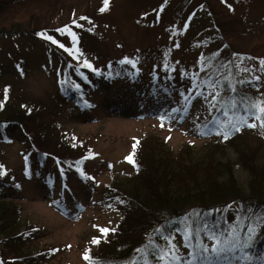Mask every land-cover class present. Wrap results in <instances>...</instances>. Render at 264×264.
Returning a JSON list of instances; mask_svg holds the SVG:
<instances>
[{
	"label": "trees",
	"instance_id": "obj_1",
	"mask_svg": "<svg viewBox=\"0 0 264 264\" xmlns=\"http://www.w3.org/2000/svg\"><path fill=\"white\" fill-rule=\"evenodd\" d=\"M182 1L179 0V5ZM191 1H183L182 9L177 13L179 19L185 16L187 26L184 31L189 29L195 13L202 11L201 4H205L208 16L204 28L209 32L207 37L212 36L204 44L209 46L214 38L218 39V44L210 53H204L205 57L204 54L199 56L204 62L198 68L199 73L206 74L201 78L197 73L195 82L199 80L200 83H193L195 92H182L180 102L170 107L172 115L177 113L184 121L201 92L212 89L217 90L212 100L223 103L221 110L232 111V117L238 115V121L248 119L255 128L244 122L231 121L225 133L211 135L202 146L182 144L176 152L169 150L158 138L152 139L151 143L147 138L141 139L131 154L133 173L111 175L105 184L104 205L119 214L120 219L106 239L94 241L92 250L83 249L82 256L87 264H186L182 256L184 252L169 246L175 237L180 240V247L191 249L200 264H234V261L235 264H254L263 259L264 221L260 218L264 216V87L258 74L242 82L236 79V67L240 63L263 61L264 55L254 51L256 47L244 50L233 47L230 38H234L235 32L244 31L234 29L236 22L231 21L236 14L230 0H220V9H210L202 0L195 4ZM9 2L23 9L24 2L0 0V10L5 11ZM38 2L42 7L21 13L20 19L26 20L28 30L16 31L14 36L32 37L45 50L56 55L59 64L55 75L61 99L73 103L79 111L88 112L96 107L89 96L95 77L105 74L111 78L127 71L135 77L139 75V58L129 56L126 61H105L104 64L94 50L88 59L79 54L76 56L69 46L70 42L78 48L84 43L92 46L91 37L98 39L93 35L98 28L95 17L100 18V14L108 10L109 0L107 5L105 0H100V7L94 14L85 12L76 18L72 14L57 26H39L33 22H47L62 15V2ZM168 3L169 0H162L150 8L158 10L154 24L159 22L161 11ZM13 8L6 11L5 24L8 22L9 27H2L0 35H13L9 34L13 25L11 17L14 18L17 11ZM74 12L70 9V13ZM237 20L244 23L241 17ZM219 56L221 60L209 68ZM146 58L152 63L158 60L156 55H146ZM171 59L170 51L165 50L160 63L167 76L168 72L175 71ZM212 60L214 62L210 63ZM23 98V92L0 84V135L11 140L10 133L17 132L22 144L29 146L27 153L36 158L38 165L51 160L53 165L82 175L87 161L94 156L89 144L78 137L63 134L53 116L44 117ZM165 115V110L158 111L157 119L165 118ZM252 137L256 138L255 142L250 141ZM229 149L235 155L234 163L225 159ZM26 161L29 165L30 161ZM235 166L247 173L245 189L233 176ZM27 167H23L24 172ZM28 170L30 176L31 168ZM12 180L6 167L0 163V264H47L46 260H53L56 249L47 247L33 251L31 233L35 230L34 225L23 215L21 202L10 196L15 190ZM235 214L240 221L235 227L239 229L231 228L233 234L229 233L228 237L226 230L231 226L225 220ZM195 235H204L216 242L217 250L214 253L198 250ZM230 237L236 238L231 240ZM230 255L233 261H230Z\"/></svg>",
	"mask_w": 264,
	"mask_h": 264
},
{
	"label": "rangeland",
	"instance_id": "obj_2",
	"mask_svg": "<svg viewBox=\"0 0 264 264\" xmlns=\"http://www.w3.org/2000/svg\"><path fill=\"white\" fill-rule=\"evenodd\" d=\"M18 1L24 2L23 9L9 2L4 7L5 11L0 10V31L4 26L9 27L8 22L5 24L8 17L6 11L13 7L17 10L14 18L11 17L13 25L9 34L13 35H0V84L10 85L15 91L23 92L27 105L44 114V117L53 116L63 134L87 142L94 156L87 161L82 176L71 169L65 170L67 190L60 186L52 161L47 160V164L38 165L36 158L27 153L29 146L22 144L17 132L10 133L11 140L0 135V163L6 167L8 176L13 178L15 190L11 191L10 196L21 202L23 215L34 225L35 230L31 233L34 237L33 251L55 248L53 260H46L47 264H87L82 256L83 249L92 250L94 241L106 239L120 219L119 214L104 205L105 184L111 175L128 176L133 173L131 154L134 145L136 147L141 139L147 138L151 143L152 139L158 138L169 150L176 152L182 144L202 146L211 135L225 133L231 121L251 126L255 124L248 119L238 121V115L232 117V111L227 113L221 110L220 105L223 103L221 100L217 103L212 100L217 91L212 89L201 92L184 121L177 113L172 115L170 107L180 102V94L196 90L192 85L200 64L204 65L199 56L218 44L216 38L209 42V46L204 44L212 36L207 37L209 32L204 28L208 16L205 4H201L202 11L195 13L189 29L184 31L183 28L187 26L185 16L179 19L177 13L185 0L180 5L179 0H169L157 24H154V16L158 10L152 11L150 8L162 0H109L108 10L101 13L100 18L95 17L98 28L96 32L93 31V35L98 39L91 37L92 48L85 43L79 48L72 42L69 46L76 56L88 59L93 56L94 50L102 58L101 63L122 62L129 56L139 58V71L135 69L139 75L135 77L131 71H127L111 78L105 74L95 77L89 96L96 107L85 112L75 109L73 103L59 97L55 75L59 62L56 55L49 53L32 37L14 36L16 31L28 30L26 20L20 19L21 13L36 10L41 5L38 0ZM202 1L210 9H220V0ZM60 2L63 6L62 15L47 22L35 20L33 24L57 26L67 21L72 14L75 18L85 12L94 14L100 7V0ZM191 2L195 4L200 0ZM230 4L237 17L231 21L236 22L234 29L244 31L235 32L234 38H230L233 47L241 50L256 47L254 51L264 55V0H230ZM70 9L75 12L70 13ZM223 12L225 17L227 13L225 10ZM240 17L244 23L236 21ZM165 50L170 51L172 64H175V71L168 72L169 76L160 63ZM146 55H156L158 60L152 63ZM221 58H216L215 62L212 60L210 63L214 64L209 65V68ZM116 64L119 66V63ZM236 72V79L241 82L258 74L264 87V57L263 61L238 64ZM205 74L200 72L199 77ZM195 83L199 84L200 81ZM157 87L159 89L155 90ZM161 110H165L167 115L157 119V113ZM158 124L163 128H159ZM250 141L255 142L256 138L252 137ZM25 159L30 161L29 177L23 171ZM225 159L235 162V155L230 149L226 151ZM233 176L238 185L245 189L247 173L235 166ZM225 221L231 226L226 230V236L229 237V233L233 234L231 228L239 229L235 224L240 225V221L236 214ZM195 236L198 250L211 253L217 250L216 242L204 235ZM171 245L178 247V252H185L180 247L178 237L171 239ZM261 258L260 263L256 261L254 264H263L264 256ZM229 259L233 261L231 255Z\"/></svg>",
	"mask_w": 264,
	"mask_h": 264
},
{
	"label": "snow or ice",
	"instance_id": "obj_3",
	"mask_svg": "<svg viewBox=\"0 0 264 264\" xmlns=\"http://www.w3.org/2000/svg\"><path fill=\"white\" fill-rule=\"evenodd\" d=\"M107 2H108V0H105V4L107 5ZM104 9H101V11H103ZM83 19V18H82ZM134 147H135V145H134ZM262 221H264V216H262L261 218H260ZM102 231H107V230H102Z\"/></svg>",
	"mask_w": 264,
	"mask_h": 264
}]
</instances>
